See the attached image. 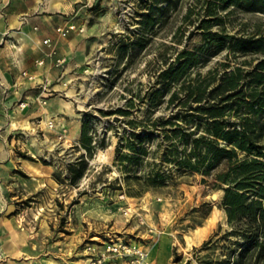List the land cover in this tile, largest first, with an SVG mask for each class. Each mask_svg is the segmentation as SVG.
Listing matches in <instances>:
<instances>
[{"label": "rangeland", "instance_id": "rangeland-1", "mask_svg": "<svg viewBox=\"0 0 264 264\" xmlns=\"http://www.w3.org/2000/svg\"><path fill=\"white\" fill-rule=\"evenodd\" d=\"M195 3L179 0L169 7L143 40L138 19L148 6L141 0H0L5 24L8 13H17L10 27L22 36V27L28 24L32 39L29 45L12 47L30 60L26 71L32 76L27 78L30 92L13 103L19 107L26 101V108L14 109L0 121V215L16 217L20 228L28 232L31 264H98L94 257L101 252L105 254L101 264H132L128 256L107 250L119 243L141 247L149 264H222L235 246L238 237H222L231 225L219 205L223 191L214 186L215 174L224 163L208 176L174 171L165 186L133 194L127 192L116 159L118 137L128 127L126 120H141L146 114L148 105L139 97L154 82L163 59L173 60L177 49L202 45L198 34L186 38L193 26L182 18L189 4L199 8ZM219 13L224 16L221 25L230 34L264 31L262 13L234 8ZM46 16L72 19L67 24L52 22L50 28ZM70 24L74 28L68 33L56 30ZM5 37L18 44L9 31ZM45 37L50 38L56 56L64 58L57 65L63 74L54 73L53 66L45 69L47 60L55 62L47 55L50 47L43 42ZM58 37L66 39L57 41ZM131 41L145 43L128 46ZM41 58L43 63L38 64ZM252 58L224 49L193 68L190 76L221 69L223 62L233 66ZM39 84H46L48 91L42 93ZM55 84L60 88H51ZM167 97L151 116L171 113ZM129 98L133 104L128 116L114 112L125 107ZM84 119L93 141L104 143L91 154L80 144ZM160 141L155 132L146 144L150 153L135 169L137 175L159 163ZM81 158L84 173L70 183L67 166ZM13 260L21 263L23 259L15 256Z\"/></svg>", "mask_w": 264, "mask_h": 264}, {"label": "trees", "instance_id": "trees-1", "mask_svg": "<svg viewBox=\"0 0 264 264\" xmlns=\"http://www.w3.org/2000/svg\"><path fill=\"white\" fill-rule=\"evenodd\" d=\"M141 1L148 6L138 19L143 30L140 38L145 40V34L153 32L159 18L179 0ZM196 2L199 8L189 4L182 18L184 23L193 26L186 38L198 34L202 45L177 49L173 60L163 59L164 66L158 70L154 82L145 95L139 97L148 105L146 114L141 120H126L128 127L118 137L116 159L124 173L127 192L133 194L165 186L174 171L208 176L224 163L225 167L215 174L214 184L223 191L219 205L231 225L222 237L238 238L220 262L264 264V31L230 34L221 25L224 16L219 13L234 8L264 14V0ZM214 25H219V29H214ZM181 30L182 27L177 28L179 33ZM173 36L179 43L176 32ZM144 43L131 41L128 46L142 47ZM224 49L253 58L233 66L223 62L219 64L221 69L217 67L205 75L190 76L193 68ZM165 95L168 96L166 107L172 106L171 113L167 117L151 116ZM132 104L129 98L125 107L114 112L128 116ZM155 132L161 136L156 149L159 163L137 175L135 169L150 153L146 144ZM80 144L90 154L95 147L104 144L93 141L86 119L81 125ZM67 170L69 182L75 183L84 173V160L69 163ZM207 244L205 241L204 245Z\"/></svg>", "mask_w": 264, "mask_h": 264}, {"label": "crops", "instance_id": "crops-1", "mask_svg": "<svg viewBox=\"0 0 264 264\" xmlns=\"http://www.w3.org/2000/svg\"><path fill=\"white\" fill-rule=\"evenodd\" d=\"M17 13L7 14L9 17L6 19L8 21L6 24L2 19L0 14V121H5L8 116L14 109L18 111H23L24 108L18 107L17 102L13 104L16 98H19L21 95H27L30 91V80H27V66L30 64V60L27 57H23V54L17 51H13L12 47L21 46L22 44L29 45L32 43L30 33V26L25 24L22 27V36H18L10 27L14 15ZM46 16V24L51 28V24H63L71 21L72 17L58 16L57 18ZM54 19V20H53ZM39 23V22H38ZM10 32V37L14 35L15 41L7 39L5 34ZM49 38V37H45ZM54 38V37H53ZM56 38V36H55ZM50 39V38H49ZM57 41H63L66 37H62L61 40L58 37ZM39 57L36 58L38 60ZM43 59V58H41ZM45 69H48L53 66V71L56 73L59 71L63 74V71L57 67V65L51 61H46ZM26 74L23 75L22 73ZM46 78H48L46 76ZM29 79V78H28ZM40 81H44L42 78ZM51 88L57 89L60 88L58 85H53ZM26 106V101H23ZM3 209V205L0 203V211ZM28 232L20 228L19 222L14 216H4L0 215V264H31L30 256V240L28 237ZM21 257L23 260L21 263L14 262V257ZM88 264V263H83Z\"/></svg>", "mask_w": 264, "mask_h": 264}, {"label": "built area", "instance_id": "built-area-1", "mask_svg": "<svg viewBox=\"0 0 264 264\" xmlns=\"http://www.w3.org/2000/svg\"><path fill=\"white\" fill-rule=\"evenodd\" d=\"M74 28V25L70 24L67 26H60L57 27V31L60 32L61 34H65L68 33L71 29ZM48 47H50L49 51L47 52L48 56L54 57L55 60V64L56 65H61L64 62V58L63 57H59L56 56V50L54 47L51 46V42L48 38L44 39L43 41ZM38 64H42L43 63V59H40L39 61H37ZM23 75H25L26 73L23 72ZM29 79L32 78V76H28ZM39 87L41 88V92L45 93L48 91L47 85L46 84H39ZM19 106L21 108H23L25 106L24 102H20ZM88 249H92L90 246L87 247ZM93 250V249H92ZM107 250L114 252V253H118L122 255H126L128 256L127 258L129 259V262L132 264H149V262L147 261V253L139 246L135 245V244H122L119 243L117 245H113V246H107ZM94 260L97 261L98 264H101L102 261H105V254L104 252H101V254L98 257H94ZM93 260V263H95Z\"/></svg>", "mask_w": 264, "mask_h": 264}]
</instances>
